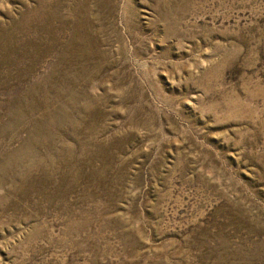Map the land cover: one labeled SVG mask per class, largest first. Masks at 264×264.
Instances as JSON below:
<instances>
[{
  "label": "rangeland",
  "instance_id": "obj_1",
  "mask_svg": "<svg viewBox=\"0 0 264 264\" xmlns=\"http://www.w3.org/2000/svg\"><path fill=\"white\" fill-rule=\"evenodd\" d=\"M0 264H264V0H0Z\"/></svg>",
  "mask_w": 264,
  "mask_h": 264
}]
</instances>
